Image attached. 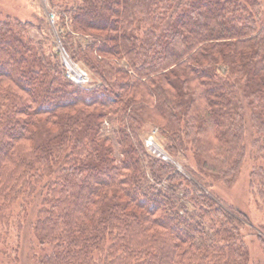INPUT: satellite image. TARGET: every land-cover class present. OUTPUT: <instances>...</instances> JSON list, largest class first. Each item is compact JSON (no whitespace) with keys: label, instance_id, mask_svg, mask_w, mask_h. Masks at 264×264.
Returning a JSON list of instances; mask_svg holds the SVG:
<instances>
[{"label":"trees","instance_id":"16d2710c","mask_svg":"<svg viewBox=\"0 0 264 264\" xmlns=\"http://www.w3.org/2000/svg\"><path fill=\"white\" fill-rule=\"evenodd\" d=\"M50 4L90 80L0 14V254L29 219L30 264H250L244 227L264 255V232L209 190L249 160L264 204V0Z\"/></svg>","mask_w":264,"mask_h":264},{"label":"rangeland","instance_id":"374dc122","mask_svg":"<svg viewBox=\"0 0 264 264\" xmlns=\"http://www.w3.org/2000/svg\"><path fill=\"white\" fill-rule=\"evenodd\" d=\"M55 10L56 9L54 7H51L50 0H0L1 15H11L20 20L29 21L32 24L29 29V35L34 39V41H38L39 39L48 40L49 37V40L55 43V46L60 51L62 46L54 26ZM61 60L66 68L67 76H69L74 82H78L83 85L89 84V75L81 70V68L77 65L73 64L68 59L67 55L63 56L62 54ZM67 62L75 66L76 70L72 69ZM145 137L144 143L148 150H154L151 147L154 146L155 151L153 152H155L156 156L161 157L164 160L171 161L178 169L184 170L182 164L184 161L172 158L165 151V141L162 136L152 129H149ZM188 160L189 161L186 162H190L194 168L195 161L192 159L190 154L188 156ZM250 167L251 162L248 160L241 169V172L233 185L227 187L219 183H213L209 186V190L212 191V193L226 205L245 213L252 228H259L262 232H264V204L250 192L248 186V174ZM28 222L29 219L26 223L27 225L25 226V236L23 240L21 239L22 241H18L13 230L9 231L8 246L6 248L2 246L0 264H30L28 246L31 242L30 239L32 237V233ZM241 233L250 248V264H264V255L262 254L252 232L244 227L241 229ZM18 247H21L20 252L17 251Z\"/></svg>","mask_w":264,"mask_h":264},{"label":"water","instance_id":"95a60500","mask_svg":"<svg viewBox=\"0 0 264 264\" xmlns=\"http://www.w3.org/2000/svg\"><path fill=\"white\" fill-rule=\"evenodd\" d=\"M60 51L63 54V56L66 55V53H65V51H64V49L62 47H61ZM65 61H66V59H65Z\"/></svg>","mask_w":264,"mask_h":264},{"label":"built area","instance_id":"2783aa9c","mask_svg":"<svg viewBox=\"0 0 264 264\" xmlns=\"http://www.w3.org/2000/svg\"><path fill=\"white\" fill-rule=\"evenodd\" d=\"M154 150H152L150 147V149H151V151H152V153H154L155 154V152H153V151H155V147L154 146H151ZM161 154V153H160ZM160 154H157V155H160ZM156 155V154H155ZM162 155V154H161Z\"/></svg>","mask_w":264,"mask_h":264},{"label":"bare ground","instance_id":"6f19581e","mask_svg":"<svg viewBox=\"0 0 264 264\" xmlns=\"http://www.w3.org/2000/svg\"><path fill=\"white\" fill-rule=\"evenodd\" d=\"M67 63H68V62H67ZM68 65H69L72 69L76 70V69H75V66H73L71 63H68Z\"/></svg>","mask_w":264,"mask_h":264}]
</instances>
